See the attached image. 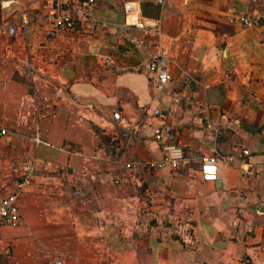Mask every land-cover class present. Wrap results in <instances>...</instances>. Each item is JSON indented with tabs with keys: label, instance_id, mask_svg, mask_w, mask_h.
Segmentation results:
<instances>
[{
	"label": "crops",
	"instance_id": "0c3cea01",
	"mask_svg": "<svg viewBox=\"0 0 264 264\" xmlns=\"http://www.w3.org/2000/svg\"><path fill=\"white\" fill-rule=\"evenodd\" d=\"M87 2L0 0V264H264V0Z\"/></svg>",
	"mask_w": 264,
	"mask_h": 264
},
{
	"label": "built area",
	"instance_id": "2783aa9c",
	"mask_svg": "<svg viewBox=\"0 0 264 264\" xmlns=\"http://www.w3.org/2000/svg\"><path fill=\"white\" fill-rule=\"evenodd\" d=\"M96 0H88L87 5H92ZM234 22L241 23L246 26H258V19H253L248 16L237 17ZM57 26L65 29H74V22L69 17H64L57 22ZM157 67V63L151 64V69L154 70ZM1 135H5L6 131H0ZM245 154H248L245 152ZM223 157L215 152L210 156L202 158L201 171L203 174V179L205 181H216L218 179V162L222 160ZM184 160L183 151L180 147L175 145H164L163 146V157L159 161L148 162V168L152 170L163 169L166 166H170L173 169L178 168L180 163ZM127 169H132L133 165L131 163H126ZM31 167L26 166L25 171L26 176L31 175ZM18 194H11L0 203V228L4 227H16L22 221V214L17 203ZM254 213L257 216L264 217V202L260 203L254 208Z\"/></svg>",
	"mask_w": 264,
	"mask_h": 264
},
{
	"label": "rangeland",
	"instance_id": "374dc122",
	"mask_svg": "<svg viewBox=\"0 0 264 264\" xmlns=\"http://www.w3.org/2000/svg\"><path fill=\"white\" fill-rule=\"evenodd\" d=\"M5 228V227H4Z\"/></svg>",
	"mask_w": 264,
	"mask_h": 264
}]
</instances>
